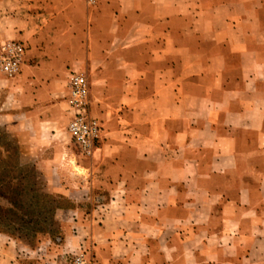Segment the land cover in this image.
I'll return each mask as SVG.
<instances>
[{
    "label": "crops",
    "instance_id": "obj_1",
    "mask_svg": "<svg viewBox=\"0 0 264 264\" xmlns=\"http://www.w3.org/2000/svg\"><path fill=\"white\" fill-rule=\"evenodd\" d=\"M6 39L26 49L0 91L29 127L17 139L80 175L61 248L87 238L99 264H264V0H0ZM73 73L103 125L75 167Z\"/></svg>",
    "mask_w": 264,
    "mask_h": 264
},
{
    "label": "rangeland",
    "instance_id": "obj_2",
    "mask_svg": "<svg viewBox=\"0 0 264 264\" xmlns=\"http://www.w3.org/2000/svg\"><path fill=\"white\" fill-rule=\"evenodd\" d=\"M10 41L17 40L6 39L0 45ZM8 80L12 79L0 74V91L9 89ZM12 104L8 96L0 97V264H73L72 259L83 253L99 264L90 244H85L87 238L81 240L77 251L61 248L66 230L79 221L67 212L74 207L70 196H84L68 189L77 185L79 173H70L67 156L52 162L54 157L29 136L20 143L16 135H29L30 131L28 126L16 130ZM74 145H68L74 167L97 153V144L91 155ZM80 207L92 209L91 205Z\"/></svg>",
    "mask_w": 264,
    "mask_h": 264
},
{
    "label": "built area",
    "instance_id": "obj_3",
    "mask_svg": "<svg viewBox=\"0 0 264 264\" xmlns=\"http://www.w3.org/2000/svg\"><path fill=\"white\" fill-rule=\"evenodd\" d=\"M94 4L95 0H85ZM26 49L23 43L10 41L0 45V74L14 79L21 70ZM70 120L67 131L72 142L85 154L91 155L102 136V124L90 114L89 83L87 78L73 73L67 96ZM73 264H97L83 253L72 259Z\"/></svg>",
    "mask_w": 264,
    "mask_h": 264
}]
</instances>
